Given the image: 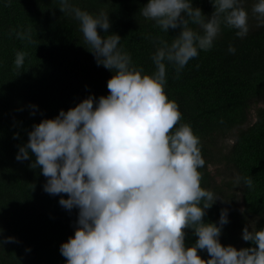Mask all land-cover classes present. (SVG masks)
Segmentation results:
<instances>
[{"label": "clouds", "instance_id": "1", "mask_svg": "<svg viewBox=\"0 0 264 264\" xmlns=\"http://www.w3.org/2000/svg\"><path fill=\"white\" fill-rule=\"evenodd\" d=\"M211 3L214 10L205 16L192 0H147L139 9L142 17L164 32L180 28L170 43L157 38L154 71L147 74L133 66L121 37L107 34L106 12L92 14L72 0H59L58 8L78 21L97 65L112 72L107 95L89 94L54 118L33 124L15 157L29 159L30 150L35 157L30 167H39L46 177L43 190L67 194L58 203L78 209L74 234L59 246L65 264H264V227L245 226L241 238L251 246L236 249L219 241L228 209L220 210L215 223L203 221L219 197L201 186L199 169L205 161L199 138L189 124H178V105L164 91L166 66L178 75L199 51L212 47L221 24L237 37L247 34L248 12L241 0ZM251 11L264 23V0H255ZM16 35L29 38L23 32ZM228 52L235 48L229 45ZM24 56L15 54L17 68ZM243 180L252 187L251 177ZM184 229L197 237L192 246H185ZM198 249L209 258L201 259Z\"/></svg>", "mask_w": 264, "mask_h": 264}, {"label": "trees", "instance_id": "2", "mask_svg": "<svg viewBox=\"0 0 264 264\" xmlns=\"http://www.w3.org/2000/svg\"><path fill=\"white\" fill-rule=\"evenodd\" d=\"M255 0H241L248 12V31L237 37L235 30L221 24V30L208 50H201L177 75L166 66L164 91L178 105L181 118L199 138L205 161L199 169L201 186L211 190L217 200L205 210L204 222L215 223L220 210L228 209V223L221 229L222 246L235 247L242 241L241 231L264 227V108L256 121L248 122L251 106L264 100V23L251 11ZM147 0H72V4L92 14H108L107 34H118L120 46L131 56L133 66L151 74V55L158 39L171 42L180 28L161 31L139 13ZM59 0H0V264H65L59 246L74 234L78 209L67 210L58 200L67 194H48L43 190L46 177L40 168H31L35 157L18 161L19 146L27 143L33 124L51 119L61 109L67 111L89 94L107 95L112 72L97 65L87 49L78 21L62 12ZM202 14L213 12L211 0H192ZM189 27L200 28L189 21ZM105 35V31L97 29ZM17 32L27 34L25 39ZM158 38V39H157ZM229 45L235 48L228 52ZM18 51L25 53L17 68ZM35 105L36 108H32ZM237 130L227 151L216 148V141ZM209 163L233 168L238 176L242 208L233 207L235 196L222 199V190L213 186ZM251 177L249 188L243 178ZM226 186V185H225ZM241 209V211H239ZM185 246L197 237L184 229ZM14 237V241H5ZM251 246L244 241L240 248ZM239 248V249H240ZM207 260L206 250H197Z\"/></svg>", "mask_w": 264, "mask_h": 264}, {"label": "rangeland", "instance_id": "3", "mask_svg": "<svg viewBox=\"0 0 264 264\" xmlns=\"http://www.w3.org/2000/svg\"><path fill=\"white\" fill-rule=\"evenodd\" d=\"M260 108H264V100H261L251 106L248 115V122L244 126V128H246L248 125L253 124L256 121L257 112ZM236 132L237 130H233L232 133L225 139H219V141H216L215 149L227 151L235 140ZM208 170L211 172V175L213 177L212 185L214 187L219 186L218 188L223 191L222 199L224 198L225 200H230L231 206V197L235 196V202H233V207L242 208L241 193L239 192L238 188L239 179L237 173L233 170V168L224 166V164L209 163ZM239 211H241V209ZM249 226V230H251L252 224H249ZM243 242V240L239 242V244L236 245L235 248L239 249Z\"/></svg>", "mask_w": 264, "mask_h": 264}]
</instances>
